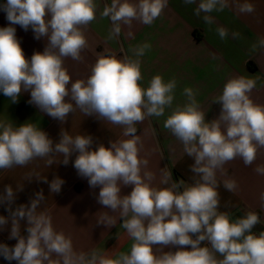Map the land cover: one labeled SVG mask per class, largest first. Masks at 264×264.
Wrapping results in <instances>:
<instances>
[{
  "label": "clouds",
  "instance_id": "obj_1",
  "mask_svg": "<svg viewBox=\"0 0 264 264\" xmlns=\"http://www.w3.org/2000/svg\"><path fill=\"white\" fill-rule=\"evenodd\" d=\"M183 3L197 5L194 15L205 13L202 18L208 25L214 23L208 14L230 6L229 0ZM167 6L168 0H111V5H105L100 13L112 24L106 41L117 40L122 25L131 28L133 21L151 26ZM236 8L241 14L255 11L248 2ZM0 10L9 21V26L0 27V93L16 103L22 91H30L29 103L54 119L64 122L70 113L79 110L84 116H95L123 128V136L128 137L110 142V147L100 144L90 150L91 136H72L61 130L60 141L53 146L48 134L33 123L13 126L0 120V170L26 167L38 159L50 166L59 162L57 156H63L67 164L71 154L78 152L74 161L78 175L87 178L90 187L99 186L98 203L119 213L123 220L120 226L133 241L128 253L115 256L98 248L78 252L70 236L54 229L46 211L37 210L45 199L42 190L30 206L22 204L13 211L10 205L15 193L9 185L0 195V203L9 204V239L18 242L13 247L0 244V255L18 264H264V231L258 235L253 232L261 223L259 214L249 211L233 220L220 211L217 180V172L226 175L227 163L239 158L245 166H251L264 149V105L251 99L255 80L243 76L228 79L213 101L222 105L221 113L210 122L205 120L206 113L200 110L194 90L184 89L187 102L173 109L163 127L194 158V183L173 181L171 171L165 167L161 169L163 186H153L154 173L145 170L149 161L140 157L143 145L136 135V125L149 117H161L172 107L177 81H165L158 74L147 87L141 85L140 58L151 44L138 45L131 49L132 56L123 58L105 50L98 54L88 78L73 82L64 60H83L81 53L88 46L85 30L96 19V0H6ZM14 25L25 31L31 28L37 40L46 38L43 52L27 58ZM216 31L221 40L227 38L226 29ZM232 36L238 38L239 33ZM252 48H264V38ZM254 171L264 175V165ZM62 184L60 178L53 179L50 191L59 193ZM129 185L133 186L130 194L121 195V187ZM223 187L235 193L238 184L234 179H225ZM259 199L264 206V192ZM24 218L28 225L26 238L20 233V220ZM97 222L108 227L117 223L108 212H101ZM7 223V218L0 216V228ZM204 241L207 244L201 246ZM189 245L190 250L183 247ZM174 246L180 247L174 252L163 251ZM217 254L222 258L218 259Z\"/></svg>",
  "mask_w": 264,
  "mask_h": 264
},
{
  "label": "crops",
  "instance_id": "obj_2",
  "mask_svg": "<svg viewBox=\"0 0 264 264\" xmlns=\"http://www.w3.org/2000/svg\"><path fill=\"white\" fill-rule=\"evenodd\" d=\"M96 2V19L85 30L88 46L81 53L83 60L66 58L64 67L73 82L86 80L99 53L106 50L118 58H123L124 55L132 56V48L150 43L151 49L140 58L143 76L141 85L147 87L151 78L159 74L165 81L175 78L177 87L173 105L165 110L163 116L149 117L136 125V135H139L143 145L140 157L149 161L145 170L154 173L153 186H163L160 184L161 169L165 167V170L171 171L173 181L183 180L186 185L194 183L195 174L191 171L194 158L188 156L184 152L183 144L163 127L164 121L177 105L183 106L187 102V97L183 94L185 88H191L196 93L200 110L206 113V121L217 119L222 105L213 101L222 93L226 81L238 76L256 81L251 99L264 105V48H252L253 44L264 38V0H229L230 6L224 11L208 14L214 20L212 25L204 22L202 17L205 13H201L200 17L194 15L197 5H185L183 0H168L167 8L151 26L137 21H133L131 28L122 25L119 38L112 41L105 39L112 27L111 21L100 16L105 5H111V0ZM245 2L254 5L255 11L252 14H241L237 11L236 5ZM4 3L6 0H0V4ZM6 26H9V21L6 19V13L0 10V27ZM14 27L27 58L30 59L34 52H43L47 44L46 38L37 40L31 28L25 31L19 25ZM217 28L227 30L228 36L225 40L220 39ZM234 32L239 33L238 38H233ZM30 99V91H22L16 103H12L0 93V120L12 123L13 126L25 122L33 123L48 134L53 146L59 143L61 130L72 136H91L93 143L90 150H95L100 144L107 148L110 147V142L128 138L123 136V128L108 124L95 116H84L79 110L74 114L70 113L67 119L61 122L42 112L36 105L30 104ZM77 155L78 152H73L67 164L63 163V156H57L59 162L50 166H47L44 160L38 159L26 167L0 170V195L5 194L6 186L13 188L15 198L10 207L14 211L22 204L30 206L35 194L42 190L45 199L37 210L46 211L51 217L54 229L71 237L76 251L88 252L98 248L110 256L120 252L128 253L133 241L120 226L123 220L118 212L114 213L110 208L98 203L99 186L90 187L87 178L78 175L74 167ZM258 165H264V149L259 151L251 166H245L243 161L237 158L224 166L226 175L217 172V180L220 182L219 210L227 212L233 220L245 216L249 211L258 213L261 223L253 229L257 235L264 231V206L259 199L260 193L264 192V175H258L254 171ZM57 177L63 180V184L59 193H53L50 191V183ZM225 179H234L237 182L235 193L223 187ZM132 187L122 186L121 195L130 194ZM8 208L7 202L0 203V216L8 220V223L0 228V244L13 247L18 240L9 239L11 214ZM101 212L113 215L117 221L116 225L108 227L99 224L97 219ZM20 225V233L26 238V218L20 220ZM206 244L207 241L201 242V246ZM178 247L180 246L165 247L163 251L174 252ZM183 247L189 250L191 248L190 245ZM155 251L160 254L159 248ZM217 258L222 257L217 254ZM0 264L18 262L8 261L0 255Z\"/></svg>",
  "mask_w": 264,
  "mask_h": 264
},
{
  "label": "built area",
  "instance_id": "obj_3",
  "mask_svg": "<svg viewBox=\"0 0 264 264\" xmlns=\"http://www.w3.org/2000/svg\"><path fill=\"white\" fill-rule=\"evenodd\" d=\"M193 238H195V236Z\"/></svg>",
  "mask_w": 264,
  "mask_h": 264
}]
</instances>
